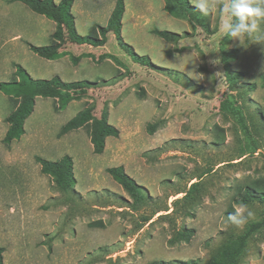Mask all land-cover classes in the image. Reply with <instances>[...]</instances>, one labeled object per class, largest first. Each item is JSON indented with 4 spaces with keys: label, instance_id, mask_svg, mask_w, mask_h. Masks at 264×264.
Instances as JSON below:
<instances>
[{
    "label": "rangeland",
    "instance_id": "1",
    "mask_svg": "<svg viewBox=\"0 0 264 264\" xmlns=\"http://www.w3.org/2000/svg\"><path fill=\"white\" fill-rule=\"evenodd\" d=\"M188 2L192 16L175 19L162 0H124L121 48L96 29L106 26L115 0H72L75 32L97 43L76 44L66 33L60 58L48 61L29 45L52 44L55 24L20 2L0 0V82L18 80L17 65L33 79L95 83L63 110L57 99L37 97L24 135L8 147L5 119L17 100L0 93L3 264H208L264 213V22L241 41L231 29L250 21L230 7L239 0H198L204 11ZM155 29L179 40L166 42ZM194 69L198 75L189 74ZM87 107L119 131L100 155L90 142L93 120L59 135ZM64 156L75 179L68 192L36 160ZM119 166L141 186L143 205L107 174ZM247 192L256 199L244 202ZM240 205L254 216L237 228L227 217ZM185 230L193 231L189 241L169 244ZM239 264H264V230L250 238Z\"/></svg>",
    "mask_w": 264,
    "mask_h": 264
},
{
    "label": "trees",
    "instance_id": "2",
    "mask_svg": "<svg viewBox=\"0 0 264 264\" xmlns=\"http://www.w3.org/2000/svg\"><path fill=\"white\" fill-rule=\"evenodd\" d=\"M72 0H60L55 3L53 0H10V2H20L28 7L35 14L41 15L55 24L54 33L51 35L53 43L46 46L29 45L30 50L38 57L55 61L60 58V45L65 38L66 33L70 39L76 44H96V39L91 35L80 36L75 32L74 18L69 13ZM164 3V11L175 19H188L195 11L189 4L188 0H162ZM124 0H115L114 8L107 20L105 27L96 26L100 35L107 37L115 36L119 46L123 48L120 37L121 22L124 15ZM152 33L166 41L176 42L179 36L175 33L165 30H153ZM131 54V52H129ZM132 55V54H131ZM133 56V55H132ZM142 62L147 59L143 57ZM148 63V61H147ZM16 76L18 80L9 82H0V93L10 96L17 100L14 111L5 119L8 129L3 138V143L8 147L13 141L19 140L25 133L24 122L31 115L37 97L57 99L58 106L61 110L65 109L71 101H77L85 97L88 91L94 88L95 83L82 80L74 82H63L59 77L55 76L49 80L33 79L20 66L16 65ZM93 120L90 130V142L93 147V153L100 155L105 148V139L107 137L117 138L119 131L112 125L107 123V115L104 113L102 117L93 119V110L87 107L78 112L73 118L65 123L59 131V135H65L71 131L78 130L89 124ZM243 131L248 141L252 140L250 131L245 124L242 125ZM253 143V141H251ZM254 149H257L254 144ZM40 165L41 173L50 176L61 192L70 191L75 179L72 172V160L69 156L62 157L59 161H48L42 158H36ZM107 174L114 182L120 185L123 190L131 197L136 207L143 205L146 201L140 185H138L130 176H128L123 167H113L107 169ZM198 183L191 185L190 189L185 193L187 197L191 192L196 190ZM260 194V193H258ZM259 200L262 198L257 197ZM256 197L247 192L244 202L253 201ZM264 230V213L260 218L245 226L242 233L228 240L221 249L210 258L208 264H239V261L246 251L250 238L257 232ZM193 235L192 230H185L176 234L170 239L169 244H175L179 241H189ZM4 249L0 247V264H3Z\"/></svg>",
    "mask_w": 264,
    "mask_h": 264
},
{
    "label": "clouds",
    "instance_id": "3",
    "mask_svg": "<svg viewBox=\"0 0 264 264\" xmlns=\"http://www.w3.org/2000/svg\"><path fill=\"white\" fill-rule=\"evenodd\" d=\"M192 2L202 11L206 9L204 3H199L198 0H192ZM230 7L235 10L234 14L238 16L241 21H250V26L241 23L238 27L231 29L232 37H239L242 41L245 35L252 36L259 31V25L264 22V0H239V3H232ZM228 8L229 6L225 5L223 9L227 11ZM193 73L198 75L195 69L189 74ZM245 210L246 206L240 205L237 212L227 217L228 221L237 228L243 227L248 219L254 216L252 211H247L246 216L243 215Z\"/></svg>",
    "mask_w": 264,
    "mask_h": 264
}]
</instances>
